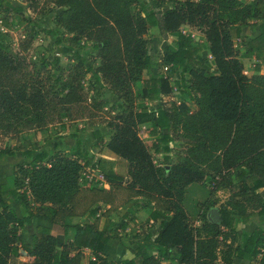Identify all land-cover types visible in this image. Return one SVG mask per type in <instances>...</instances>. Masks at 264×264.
Listing matches in <instances>:
<instances>
[{"label":"trees","instance_id":"1","mask_svg":"<svg viewBox=\"0 0 264 264\" xmlns=\"http://www.w3.org/2000/svg\"><path fill=\"white\" fill-rule=\"evenodd\" d=\"M258 2L264 9V0L254 5L241 0H181L168 9L158 0H44L45 6L64 9L58 24L75 42L90 43L98 62L92 65L76 54L61 79L30 63L25 49L16 58L10 54L8 16L20 9L0 0V133L32 132L54 124L65 128L64 121L100 118L110 132L105 149L128 167L123 177L110 161H95L77 132L71 135L74 145L67 153L25 150L31 162L16 167L14 189L9 191L13 205L4 200L8 188L0 183V264H14L11 258L23 257L26 264H80L84 250L90 251L88 264H234V259L264 264V100L256 98L234 43L242 26L262 18ZM29 5L36 10L35 0ZM183 26L203 36L209 60L201 56L203 48L192 36L183 33ZM151 29L169 42L160 62L187 75L181 77V89L196 111L183 107L169 112L162 103L152 113L147 107L137 111V100L161 102L162 95L180 84L171 86L167 79L151 75L140 91L133 90L145 72L158 66L147 54L145 37ZM247 48L261 66L256 71H264V23ZM87 76L99 88L90 100L83 87ZM104 90L115 100L112 113L101 117ZM145 124L151 135L160 132L157 143L141 140L139 127ZM176 143L179 150L174 149ZM159 149L182 161L172 164L167 156L156 165L151 152ZM86 168L97 171L107 188L86 179ZM207 178L214 182L212 194L224 188L229 199L218 208L210 203L198 225H192L183 206L186 190ZM138 198L152 204L147 221L159 223L155 255L137 246L139 263L108 261L104 249L117 237L112 225L99 228V218ZM19 208L26 210L25 217L18 216ZM212 208L218 209L219 225L207 219ZM251 214L258 225L242 233L237 245L234 231L239 223L248 224ZM31 217L60 226L64 242L59 246L57 236L45 226H38L25 242L21 230ZM83 218L87 221L79 224Z\"/></svg>","mask_w":264,"mask_h":264},{"label":"rangeland","instance_id":"2","mask_svg":"<svg viewBox=\"0 0 264 264\" xmlns=\"http://www.w3.org/2000/svg\"><path fill=\"white\" fill-rule=\"evenodd\" d=\"M9 1L20 9L18 13L10 14L8 16L12 28L10 30L11 37L6 43L9 44L10 54L13 57L16 58L22 53L23 49H25V56L30 63L36 66V68H42L44 72H48L51 76L55 75L61 79H64L66 76L65 73L68 67L72 65L74 59L73 57L76 54L83 55L92 65H95V63L97 64L95 53L91 50V44L82 41L75 42L73 40V35L68 33L63 27H61V25L58 24L57 20L64 12V9L56 8L54 6H45L43 3L44 0H35L37 8L33 11L29 5L30 0ZM158 1L162 3L163 9H168L170 6L179 3L181 0ZM243 1H249L251 5H254L257 0ZM257 7L261 11L262 18L251 19L242 27L243 31H245V29H249L251 26L264 23V9L261 7L259 2ZM246 26L248 27L245 28ZM43 29L53 31L54 33L45 34ZM184 30H187V28H184ZM186 34H188V32H186ZM247 34L248 36L246 35L240 39H236L234 43L239 60L243 64L245 72L247 73L246 75H248L249 78H252L251 85L253 87V91L257 95L256 98L259 101H262L264 100V71L263 69L256 71L260 64L254 58V54L247 48L248 42L256 33H253L250 29L247 31ZM157 35L158 33L155 32L154 29H151L147 32L145 37L147 40V54L150 58H152L154 63L158 65L155 69H153L154 71L152 75L167 79L171 86H173L175 81L180 84L177 89L173 88V93L162 95L161 102L149 103L147 108L149 110H154L162 103L161 105H163L165 109H168L169 112L182 110L183 107H186L190 112H194L197 109L196 105L189 99L186 92L181 89L183 88V82L180 81L181 77H188L186 74L181 75L176 67L165 66L160 62L164 48L169 44V42L164 41L163 43H154V38ZM192 38L195 44L203 48L201 56L206 60H209L210 58L207 52V44L202 42V38H200L197 33ZM140 84L141 82L138 83L136 87H140ZM83 87L84 93L89 100L94 96L95 91L99 89L89 76H87L83 81ZM254 92H252L253 95H255ZM100 98L105 102V105L103 106L99 116L106 117L112 113L110 107L115 99L105 90L101 92ZM141 105L143 106L142 101L138 102L137 107L141 108ZM63 123L66 126L64 129V135H66V137L70 135L71 129L74 126L85 128L88 132L87 134L84 132L81 136L87 145H89L91 141L89 132L91 129L95 126L105 128V126L100 123V118L92 120H78L74 122L64 121ZM59 129H61V126L59 124H54L48 128L32 132L23 131L20 133L10 134L6 131H2L0 133V156L2 152L12 151L19 155L26 149L53 153V150H55V141L56 144L64 143V146H66L65 143L67 140H63L64 138L57 135L60 131ZM79 129L81 128L77 129L78 132H80ZM145 131L140 130L139 134L141 137ZM166 132L167 131H163V133ZM175 145L178 146L177 143ZM178 148H180V146ZM67 150L68 149L64 150L65 153H67ZM101 151L102 149L99 154ZM6 157L7 156H5V158ZM17 159L18 158L15 157L14 159L9 160V165L13 168V170H16L18 165L17 163H20ZM153 159L157 162V164L161 161V158L157 155H153ZM7 169L10 171L9 166ZM85 174H87V172H85ZM3 177L4 179L2 180V184L11 188L12 177L5 174H3ZM213 188L214 182L210 178H207V180L201 184H192L187 188L183 206L192 225H195V223L198 222L199 217L203 212V208L207 207L210 203H214L216 205L215 207L218 208L225 205L229 199V192L227 189L220 188L217 192L212 194L211 191ZM204 204L205 206H203ZM250 218L251 219L248 224L242 225L239 223L237 225L236 230L234 231L236 239L244 232L253 231L258 225V218L254 214H251ZM262 226H264V223ZM120 239L128 240V235H125ZM13 261L14 264H26L19 259H13Z\"/></svg>","mask_w":264,"mask_h":264},{"label":"crops","instance_id":"3","mask_svg":"<svg viewBox=\"0 0 264 264\" xmlns=\"http://www.w3.org/2000/svg\"><path fill=\"white\" fill-rule=\"evenodd\" d=\"M243 3L250 5V2L247 1H243L241 0ZM261 23H259L256 26H251L249 29H245V31L242 30L241 33V37L243 36H248L247 31L251 29V31H253V33H256L254 35L253 38L257 37L259 35V25ZM248 26H246L245 28H247ZM184 28H187V30H184ZM155 32H157L156 29H154ZM183 33L186 34V32H188V34H190L192 37L197 33L199 34L200 38H202V42L205 43V40L203 38V36L194 28L188 27V26H183L182 27ZM257 31V32H256ZM239 38V39H240ZM252 38V39H253ZM154 43L158 44V42H164L162 39H160L158 36H156L154 38ZM255 58V57H254ZM98 63V62H97ZM153 69H151L150 71H147L143 74L142 76V81L140 84V87H136V85L138 83H136L133 86V90L134 91H140L143 87H144V82L147 81L149 79V77L153 74ZM245 74H247L245 72ZM248 76V75H247ZM142 101L143 102V106L142 107H147L149 103H156V102H147L144 100H137L136 105L138 106V102ZM141 108H136L137 111H140ZM157 109V108H156ZM149 110L147 108V111L152 113L155 112V110ZM95 126V125H94ZM78 128L80 132L77 131ZM92 128V127H91ZM106 128V127H105ZM99 128V127H94L93 129H91L90 132V143L89 145H87L85 143V140H83L82 138V134H87L88 131L85 130V128L82 127H72L70 135H68V137H66V135H64V129L62 128L59 129L60 131L57 133L58 136H61L62 138H64L63 140H67L69 142L66 141L64 146V143L62 144H56V141L54 142V147L55 150H53V153L56 151H60L62 153H65V149H69L71 147H73L74 145V141L71 138V135L74 132H77L81 143L83 145L84 150H86V152L89 153V155L91 157L94 158L95 161H97L98 159H106L108 161H110L113 166H114V171L116 174L125 177L127 174V162L119 157H116L115 155H113L111 152H109L107 149H105L104 144L108 141L109 137H110V132L108 131V129L106 128ZM139 130L145 131L143 136L141 137L140 134V138L142 141L144 142H158L159 137H160V132H158L156 135H151L150 134V125L149 124H145V125H141L139 127ZM158 131V129H157ZM103 138V140H102ZM59 140V139H58ZM61 140V139H60ZM61 145V146H60ZM179 146H174L175 150H179L178 148ZM102 149L101 153L99 154L100 150ZM26 150H31V149H26ZM34 150V149H32ZM25 151V150H24ZM24 151L21 154H15V152H11V155H7V157L5 158V156L3 157V154H1L0 156V183L2 184V180L4 179L3 174L5 175H10V177H12V184H11V188L7 187L8 190L3 193V198L5 201L10 202V196H9V191L10 189L13 190V177H14V172L15 170H13L12 167H10V163L9 160L10 159H14L15 157H17L18 165H22V164H26V163H30L31 160L26 159L25 155H24ZM35 151V150H34ZM46 153L49 155H52L53 153L50 152H45V151H35V154L37 153ZM67 152V151H66ZM152 156L153 155H157L161 158L160 163L162 162V158L163 157H167L169 156L170 158V162L172 164H177L180 163L182 160L180 158H178L176 156V154L174 153H163V150L159 149L158 152L154 153L151 152ZM33 154V155H35ZM98 155V156H97ZM154 163L156 165H160V163L157 164V162L153 159ZM17 165V166H18ZM9 166L10 171H8L7 167ZM85 172H87V174L84 173V176L86 179L88 180H94L95 182H99L101 184L102 187L107 188V185L103 182L100 174L95 171V170H90L89 168L85 169ZM14 202H10V205H13ZM16 213L18 214L19 217H25L26 216V210H24L23 208H19V209H15ZM104 211V209L102 210ZM153 211V207L152 204L149 202H146L144 199L138 198L136 200H134L132 203H130L127 206H124L122 208H120L119 210H117L116 212H114L113 214H111L108 217L102 216L101 218H99V228H105L107 227V225H112L110 227V229H114V236L117 237L116 239H112L109 241V243L107 244V246L104 249L105 252V257L108 261H116V262H122L125 260H134L136 263H139L140 260L139 258H136L135 256V249L137 246H142L144 249H146L148 252L152 253L155 255V250H154V238L157 235V233L160 230L159 227V223L158 222H153L150 223L151 221H147L149 218V215L151 214V212ZM85 221H87L86 218H83L81 220L78 221L79 224L84 223ZM195 225H198V222L195 223ZM243 225V224H242ZM38 226H45L48 227L52 230V232L57 236V240H58V245L60 246L63 242H64V237H63V231L61 229L60 226L57 225H51L49 224V222L38 218V217H31L25 220V226L24 228L21 230V233L24 237L25 242L29 243L32 239V236L34 235L36 228ZM252 232V231H250ZM125 235H128V240H124V239H120L121 237H124ZM240 240H241V235L239 238L236 239V244L240 245ZM83 258L81 260L80 264H88V262L91 260V255H90V251L88 250H84L83 252ZM13 259L15 258H11V262L14 263ZM20 261H24L25 258H19ZM164 263H168V262H164ZM234 264H250V262L248 260H240V259H234Z\"/></svg>","mask_w":264,"mask_h":264},{"label":"water","instance_id":"4","mask_svg":"<svg viewBox=\"0 0 264 264\" xmlns=\"http://www.w3.org/2000/svg\"><path fill=\"white\" fill-rule=\"evenodd\" d=\"M207 219L210 223L219 225L220 224V214L217 208H212L207 213Z\"/></svg>","mask_w":264,"mask_h":264},{"label":"built area","instance_id":"5","mask_svg":"<svg viewBox=\"0 0 264 264\" xmlns=\"http://www.w3.org/2000/svg\"><path fill=\"white\" fill-rule=\"evenodd\" d=\"M210 58V57H209ZM150 223H153L152 221Z\"/></svg>","mask_w":264,"mask_h":264}]
</instances>
